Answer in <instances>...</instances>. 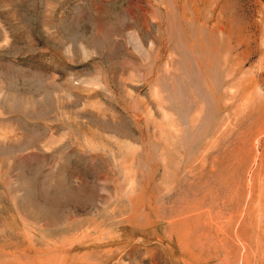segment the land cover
Instances as JSON below:
<instances>
[{
    "label": "rangeland",
    "instance_id": "1",
    "mask_svg": "<svg viewBox=\"0 0 264 264\" xmlns=\"http://www.w3.org/2000/svg\"><path fill=\"white\" fill-rule=\"evenodd\" d=\"M0 264H264V0H0Z\"/></svg>",
    "mask_w": 264,
    "mask_h": 264
}]
</instances>
